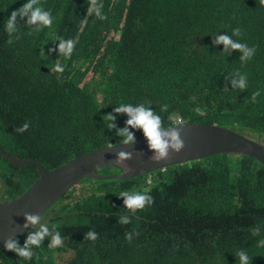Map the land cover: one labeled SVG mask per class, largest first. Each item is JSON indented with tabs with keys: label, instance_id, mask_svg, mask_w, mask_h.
Returning <instances> with one entry per match:
<instances>
[{
	"label": "trees",
	"instance_id": "obj_1",
	"mask_svg": "<svg viewBox=\"0 0 264 264\" xmlns=\"http://www.w3.org/2000/svg\"><path fill=\"white\" fill-rule=\"evenodd\" d=\"M24 2L0 0V145L6 153L36 159L51 172L119 145L116 130L126 127L127 117L113 109L121 103H144L166 127L175 113L264 144L260 0H95L103 20L90 10L93 0H37L52 25L35 32L18 19L20 38L9 45L5 21ZM235 28L241 35L233 39L256 49L247 62L213 46L212 37ZM57 38L73 41L69 58L55 51ZM237 71L247 75L243 91L231 89L226 79ZM163 105L167 112H160ZM109 113L116 116L115 129L106 128L103 116ZM25 122L29 129L16 132ZM257 171L264 169L252 158L219 155L148 176L94 182L92 192L74 189L43 216L58 226L63 246L50 249L45 239L27 264H62L69 254L66 264H238L240 250L251 264H264V248L257 247L264 238V173ZM37 178L34 165L15 168L0 155V202L18 198ZM239 184L246 191L235 198ZM145 189L153 204L121 225L122 199L116 196ZM73 211L79 214L63 217ZM256 227L260 237L251 235ZM90 230L98 234L95 242L83 239ZM132 230L139 235L129 243L124 236ZM24 238L18 239L21 246ZM0 264L26 262L0 249Z\"/></svg>",
	"mask_w": 264,
	"mask_h": 264
},
{
	"label": "clouds",
	"instance_id": "obj_2",
	"mask_svg": "<svg viewBox=\"0 0 264 264\" xmlns=\"http://www.w3.org/2000/svg\"><path fill=\"white\" fill-rule=\"evenodd\" d=\"M260 3L262 6H264V0H260ZM90 10L94 13V15L98 19L100 20L105 19V16L101 12V8L97 6V4L95 3V0H93ZM18 19L24 22L23 23L24 27L31 26L32 30L35 32H39L43 28H48L53 23V18L51 14L48 11H45L42 7L37 6V0H25V2L18 9L11 12L10 16L5 21L4 31L8 37V39L6 40V43L9 45L13 44L16 40L20 38L19 36L20 26L17 23ZM240 35H241V30L239 28L233 29L231 35H228L226 33L217 34L214 37H212L213 46H223L220 52L226 53L227 56L230 55L231 52H234V51L238 52L239 53L238 59L242 63L247 62L251 60L252 57L255 55L256 49L255 47H249L246 43L240 42L239 39H233V37L238 38L240 37ZM112 36H114V33H111L110 37ZM73 48H74V43L71 39L57 38V44H56L55 51L57 52L58 55H61L65 58H69L73 52ZM52 51L53 49H49V52H52ZM104 56H105V53H103V57ZM61 70L62 69L60 67L56 68V71L58 72ZM226 79L229 81L231 89H234V90L239 89L243 91L247 88V75L246 74H241L239 71H237V72L232 73L231 76L227 77ZM259 95H260L259 90L254 92L250 98L251 101L255 102L256 97ZM167 110H168L167 105H163L160 108V112H167ZM113 112L115 114H124L127 117L126 122H125L126 127L116 130V135L120 137L119 143L121 145L127 146L129 144L135 143V141L137 140L138 141L145 140L147 151L151 154L149 156V160L151 162L160 163L162 161L169 159L170 154L175 155V154L180 153L183 150L184 141L181 138V132L179 128L182 125V123L186 121H183L182 118L179 117L177 114L172 113L168 115L167 119L170 122V125L172 126L166 127L165 124L163 123L161 115L157 114L151 107L146 106L144 103H139L135 105L131 103H121L113 109ZM103 119L106 122V128L115 129V124H114V121L116 119L115 115L109 113L107 115H104ZM195 123H200V122H195ZM29 127H30V122H25L23 125L15 129V131L22 134L26 132L29 129ZM129 129L139 130L143 138L135 139L134 131H130ZM242 135H244V133H242ZM245 136L248 137L247 135ZM252 140H255V139H252ZM255 141L262 143V141L260 140H255ZM111 147H115V145L110 144L108 148H111ZM226 155H239V154H226ZM131 156L132 154L130 152H124V151L118 152L116 153L114 163L122 171L127 172L129 171V169L126 166V161L130 160ZM28 159H32V158H28ZM34 160L37 161L36 159ZM254 160L259 165H261V167L264 169V166L259 161H257L256 159ZM100 171L97 172V174L102 175ZM161 171H165V170H161ZM257 173L263 174L264 171H257ZM106 176H110V175H106ZM145 176H148V175H145ZM83 181L85 182L83 183ZM83 181H81L79 186L75 189L80 190L82 186L92 187L93 190L88 191V192H92L95 190L94 182H98L101 180H83ZM88 181L90 182V184L88 183ZM84 191H85V188H84ZM245 191L246 190L244 186L240 184L234 187V189L232 190V192L235 193L236 195L235 198H238L239 195L244 194ZM116 197L122 199L123 211L121 212V215L118 218V221L121 225L129 224L132 216H134L138 210H143L144 208L151 206L153 204V198L149 194V191L147 189L143 191L122 190L119 192L118 196ZM1 203H5V202H1ZM57 204H55L51 209H48L47 211H51ZM47 211L45 213H47ZM71 213H67L63 215V217H72V216H75L76 214H79L78 211H73ZM43 216L40 217L36 215L25 214L24 216L25 223L22 225V227L24 229H29L31 226V229L28 230L25 235L21 236V237L25 236L23 245L21 246L18 243L19 238L18 239L13 238V239L7 240L4 243L3 250L14 253L17 257L22 258L27 264V262L32 260L33 249L40 248L41 243L45 239L48 240L47 247L50 249H56V248L62 247L65 238H63L60 232L57 230L58 226L55 224L49 225L47 221L42 222V220H44ZM138 235H139L138 232H136L135 230H132L130 232L125 233L124 238L126 241L131 243L133 239ZM251 235L253 237H260L261 228L256 227L252 229ZM97 238H98V234L95 231H91V230L85 233L83 236V239H86L91 242H95ZM257 247L264 248V238H260L257 240ZM237 257H238V264H251V258L249 257L248 252L246 250L238 251Z\"/></svg>",
	"mask_w": 264,
	"mask_h": 264
},
{
	"label": "water",
	"instance_id": "obj_3",
	"mask_svg": "<svg viewBox=\"0 0 264 264\" xmlns=\"http://www.w3.org/2000/svg\"><path fill=\"white\" fill-rule=\"evenodd\" d=\"M179 130L184 141L183 150L175 155L170 154L169 159L160 163H153L149 160L151 154L147 151L145 140H137L127 146L119 144L115 147L96 150L73 159L51 172L45 171L34 159L20 160L5 153L0 146V155L12 167L24 168L32 164L36 167L38 174L37 180L21 196L9 202H0V249H3L7 240L18 239L31 229V226L29 229L22 227L25 223V214L42 217L48 209L70 194L83 180L133 179L170 167L226 154L251 157L264 166V144L236 130L214 124L188 121L183 122ZM121 151L132 154L131 159L126 161L129 169L127 172L122 171L114 163L116 153ZM109 167L123 173L110 176L97 174L100 170ZM50 220L44 219L42 222Z\"/></svg>",
	"mask_w": 264,
	"mask_h": 264
},
{
	"label": "rangeland",
	"instance_id": "obj_4",
	"mask_svg": "<svg viewBox=\"0 0 264 264\" xmlns=\"http://www.w3.org/2000/svg\"><path fill=\"white\" fill-rule=\"evenodd\" d=\"M155 174V173H154ZM88 183L90 184V182L88 181ZM84 186H82L81 188H80V190H84ZM64 259L62 260V259H60V262L62 263V264H66V261L68 260V259H71L72 258V255H66V256H64L63 257Z\"/></svg>",
	"mask_w": 264,
	"mask_h": 264
},
{
	"label": "flooded vegetation",
	"instance_id": "obj_5",
	"mask_svg": "<svg viewBox=\"0 0 264 264\" xmlns=\"http://www.w3.org/2000/svg\"><path fill=\"white\" fill-rule=\"evenodd\" d=\"M91 190H93L92 187H85V191H91Z\"/></svg>",
	"mask_w": 264,
	"mask_h": 264
}]
</instances>
